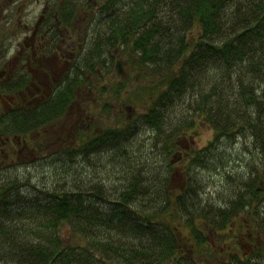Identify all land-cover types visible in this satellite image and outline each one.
Masks as SVG:
<instances>
[{"label": "trees", "instance_id": "obj_1", "mask_svg": "<svg viewBox=\"0 0 264 264\" xmlns=\"http://www.w3.org/2000/svg\"><path fill=\"white\" fill-rule=\"evenodd\" d=\"M73 2L67 0L68 9L58 13L68 27ZM96 4L91 21L97 38L90 51H77L42 106L0 108V136L23 138L61 119L76 87L88 72L100 74L106 53L116 49L121 55L116 70L125 75L110 91L119 114L100 132L82 133L75 151L85 153H74L86 162L100 157L107 166L113 163L116 185L103 194L95 185L74 191L64 183L38 187L16 174L0 180V264H204L203 232L224 229L242 214H253L241 227L250 250L231 248L219 264H264V0ZM8 82L11 91L24 79ZM103 107L110 108L107 102ZM198 122L213 131L212 138L190 150L181 169L183 184L173 195L168 185L176 171L172 160L183 148L178 138ZM141 125L149 137L138 139ZM237 141L241 147H232ZM231 149L247 160L235 165ZM73 152L65 148L50 162L63 156L69 161ZM153 153L161 155L160 166H154ZM225 171L242 174L238 183H223L228 200L218 207L204 204L198 172ZM61 226L68 228L66 238Z\"/></svg>", "mask_w": 264, "mask_h": 264}, {"label": "rangeland", "instance_id": "obj_2", "mask_svg": "<svg viewBox=\"0 0 264 264\" xmlns=\"http://www.w3.org/2000/svg\"><path fill=\"white\" fill-rule=\"evenodd\" d=\"M72 1H74L72 3L73 10L74 6L76 8L74 15L72 14L69 19V27L66 26V30L59 29L56 31L54 29L55 35L52 38L50 53L55 55L52 65L54 68L57 66V73L62 72V69L67 73L72 61L77 57V51L81 54L89 52V48L93 46L97 38L95 36V33H97L96 25L91 21V19L93 20L94 12H97L96 10L98 9L97 0H79L78 3L75 0ZM90 4L94 5L92 10L89 8ZM35 6L37 8V5ZM0 35H5V32L0 31ZM4 45L6 47L5 41ZM14 46L15 43L13 42L9 52L13 51ZM117 52L116 49L111 48L106 53L107 66L105 69H102L100 74L87 73L85 81L76 87L74 97L61 119L53 121L38 130H34L23 138L18 135H11L7 138L8 143L5 144L3 153L0 152V180L13 176L16 177L17 175L19 178H27V180H30L31 183L38 187L43 185L45 187H54L64 183L65 186L69 185L73 191L74 187H80L81 189L85 187L87 188L86 190H89V187L92 185L97 186L103 194L110 193L113 190L118 178V173L113 163L107 166L104 163L108 160H105V158L99 160L100 157L98 156H96V158L98 157L97 159H91L89 162H86L82 157L76 156L74 153H85L75 151L81 143L78 138L83 136L82 133L85 135V133L91 131L94 133L100 132L102 128L112 125L114 119L119 114L120 108L114 101V95L110 91V87L120 82L123 75H125L123 71L118 72L116 70V64L121 58V55H118ZM131 86L132 84L129 85V88ZM3 100L0 99V108L8 104L7 97H4ZM106 102L110 108L106 107L105 110L103 104ZM123 111L128 116L133 114L131 110L123 109ZM139 132L143 136L140 135L138 139L145 138V135L149 137V131L145 129L144 125H141ZM212 135L213 131L206 124L198 122L196 128L186 132L183 137L178 138V145L180 148L181 146L184 148V150L182 148L184 159H174L172 162L176 171L174 172L175 174L173 173L172 182L170 181L171 183L168 185L170 191H172L171 194H177V188L183 184L181 169L188 161L187 158L190 150L201 149L206 146ZM83 138L85 139V137ZM237 146L241 147L238 141L237 144L233 143L232 145V147ZM228 147H230V144ZM65 148H71L74 151L72 154L75 156L71 160L68 161L67 158L62 159L63 156L59 158L60 160L50 162L56 153L62 154ZM88 151H86V154ZM230 151H233L231 158L236 160L234 162L235 165L247 160L241 154L235 157L238 150L231 149ZM94 152L91 149L88 156ZM228 156L230 155L228 154ZM152 158L154 166H160L162 161L161 155L153 153ZM95 162H97L96 165L94 164ZM8 167H12V171H8ZM241 171L243 173V170ZM241 171L238 174L236 171L231 172L232 174L225 171V174H221L222 176L220 174L214 175L198 172L196 179L201 188H203V191L199 194V197L203 198V203H207L211 207H218L222 204V201H227L230 192L226 189V184L223 183L228 181V183H238V177L242 175ZM242 215L237 222H232L229 225L230 227L226 225L224 229L215 232L209 229L203 232L207 243L200 256L202 263L219 264L224 259V254L230 251L229 249L231 248L237 250L239 253L250 250L251 244L248 242L247 233L241 227L248 224L249 218L253 214H249V216ZM238 223L240 224L238 225ZM200 224L204 225L203 223ZM59 234L62 238H66L69 234L68 228L61 226ZM256 239L259 242L263 241L261 237H257ZM208 251H210V255H213L212 258L207 255Z\"/></svg>", "mask_w": 264, "mask_h": 264}, {"label": "flooded vegetation", "instance_id": "obj_3", "mask_svg": "<svg viewBox=\"0 0 264 264\" xmlns=\"http://www.w3.org/2000/svg\"><path fill=\"white\" fill-rule=\"evenodd\" d=\"M64 9H68L67 0H0V31L5 32L0 35V99L8 98L4 111L37 108L54 94L65 71L56 72L50 48L53 32L67 29L59 21ZM13 42L14 49L9 52ZM15 79L16 83L24 79V83L4 92L8 81ZM7 138L0 137L1 153Z\"/></svg>", "mask_w": 264, "mask_h": 264}]
</instances>
